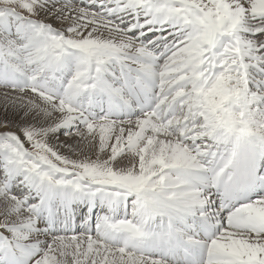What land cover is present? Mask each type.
Here are the masks:
<instances>
[{
	"label": "snow or ice",
	"instance_id": "snow-or-ice-1",
	"mask_svg": "<svg viewBox=\"0 0 264 264\" xmlns=\"http://www.w3.org/2000/svg\"><path fill=\"white\" fill-rule=\"evenodd\" d=\"M0 104V264H264V0H0Z\"/></svg>",
	"mask_w": 264,
	"mask_h": 264
},
{
	"label": "rangeland",
	"instance_id": "rangeland-1",
	"mask_svg": "<svg viewBox=\"0 0 264 264\" xmlns=\"http://www.w3.org/2000/svg\"><path fill=\"white\" fill-rule=\"evenodd\" d=\"M6 121L9 122L10 125H18L20 123V118L19 115L14 114L11 110L6 113L4 111L3 105L0 104V124H3ZM4 130V128L0 127V131ZM12 130H16L15 127H12ZM60 137H63V135L61 134ZM67 140L69 141V143H72L69 138H67ZM61 151L67 154V149L61 148Z\"/></svg>",
	"mask_w": 264,
	"mask_h": 264
},
{
	"label": "bare ground",
	"instance_id": "bare-ground-1",
	"mask_svg": "<svg viewBox=\"0 0 264 264\" xmlns=\"http://www.w3.org/2000/svg\"><path fill=\"white\" fill-rule=\"evenodd\" d=\"M67 138H68V137H67ZM67 138H66V137H64V136H63V137H60V138H59V140H60V143H63L65 140H67ZM69 140H70V139H69Z\"/></svg>",
	"mask_w": 264,
	"mask_h": 264
}]
</instances>
